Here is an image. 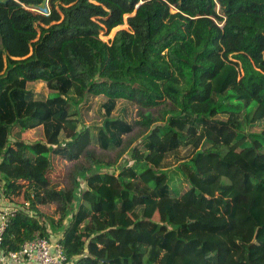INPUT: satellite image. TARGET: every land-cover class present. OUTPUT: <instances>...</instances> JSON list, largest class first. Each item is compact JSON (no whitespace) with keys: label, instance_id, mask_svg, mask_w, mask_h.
Returning <instances> with one entry per match:
<instances>
[{"label":"trees","instance_id":"obj_1","mask_svg":"<svg viewBox=\"0 0 264 264\" xmlns=\"http://www.w3.org/2000/svg\"><path fill=\"white\" fill-rule=\"evenodd\" d=\"M42 1L0 0V192L33 211L14 213L5 249L59 233L69 264H264V0L28 10ZM85 112L102 150L121 147L136 118L155 132L109 169L71 149L82 131L68 120ZM54 159L74 163L56 192ZM43 191L57 216L35 205Z\"/></svg>","mask_w":264,"mask_h":264},{"label":"rangeland","instance_id":"obj_2","mask_svg":"<svg viewBox=\"0 0 264 264\" xmlns=\"http://www.w3.org/2000/svg\"><path fill=\"white\" fill-rule=\"evenodd\" d=\"M49 5H50V0H43L39 5L33 6V7H28V10H30L33 14L37 13H42L47 10H49ZM134 12V11H133ZM133 12L131 13H125L123 15V22L114 26L108 33L105 31L100 32V37L104 41L110 40L115 32L119 29L122 28H128V18L132 16ZM29 88L33 90L36 94H47V89L45 88V85L42 81H36L33 83L29 84ZM137 119V126L135 130L124 137V142L123 145L115 150H102L99 149L97 145L90 143L89 141V130L91 126H93L94 123L97 122V119L93 116L92 113L85 112L83 115L80 116H74L69 118L68 120V125L73 129V130H81V137L78 141L73 142L71 144V149L74 152V155L76 158H79V155L82 151V149L85 148H90L93 151L94 156L98 160H102L104 163H108L109 169L117 167V164L121 162L126 154H128L129 149L133 146V144L143 137L147 136L148 134H152L155 132L154 125H148L144 123L143 121ZM28 137L30 140L35 141L38 139H42V128L37 127L33 128L29 131ZM60 139H64V135H60ZM81 160V157L78 159ZM73 162H66V161H61V160H56L54 159V170H53V175L55 176H60V179L63 184H59L58 186H55L56 183L50 185L51 188L55 189V192L60 186L62 187L65 182V176L66 173L68 172L69 169L73 167ZM54 185V186H53ZM57 194V193H56ZM59 205V201H51L46 203L45 205L42 204V211H46L47 214L50 216H57L56 211L57 207Z\"/></svg>","mask_w":264,"mask_h":264},{"label":"built area","instance_id":"obj_3","mask_svg":"<svg viewBox=\"0 0 264 264\" xmlns=\"http://www.w3.org/2000/svg\"><path fill=\"white\" fill-rule=\"evenodd\" d=\"M46 193L47 191H43L42 201L33 198L39 210H42V204L53 201L45 197ZM29 206L30 200L23 198L21 202L7 203L0 192V264H69L59 233L46 237L35 232L31 238L22 241L17 249H5L4 232L12 216L21 208H25L32 215L33 211L29 210ZM47 230L49 231L48 228Z\"/></svg>","mask_w":264,"mask_h":264},{"label":"water","instance_id":"obj_4","mask_svg":"<svg viewBox=\"0 0 264 264\" xmlns=\"http://www.w3.org/2000/svg\"><path fill=\"white\" fill-rule=\"evenodd\" d=\"M141 2H138V4L136 5V7H135V10H134V12H133V14L132 15H134L135 14V12H136V8L139 6V4H140Z\"/></svg>","mask_w":264,"mask_h":264},{"label":"crops","instance_id":"obj_5","mask_svg":"<svg viewBox=\"0 0 264 264\" xmlns=\"http://www.w3.org/2000/svg\"><path fill=\"white\" fill-rule=\"evenodd\" d=\"M50 185H52V184H50ZM54 186V185H53ZM59 189V188H58ZM45 205V204H44Z\"/></svg>","mask_w":264,"mask_h":264}]
</instances>
